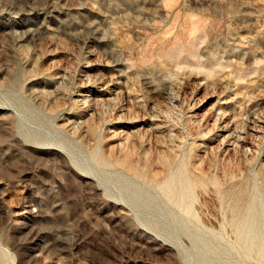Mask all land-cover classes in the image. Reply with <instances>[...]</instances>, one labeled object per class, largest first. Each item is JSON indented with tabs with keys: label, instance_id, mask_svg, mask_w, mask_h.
I'll return each instance as SVG.
<instances>
[{
	"label": "rangeland",
	"instance_id": "374dc122",
	"mask_svg": "<svg viewBox=\"0 0 264 264\" xmlns=\"http://www.w3.org/2000/svg\"><path fill=\"white\" fill-rule=\"evenodd\" d=\"M0 264H264V0H0Z\"/></svg>",
	"mask_w": 264,
	"mask_h": 264
},
{
	"label": "bare ground",
	"instance_id": "6f19581e",
	"mask_svg": "<svg viewBox=\"0 0 264 264\" xmlns=\"http://www.w3.org/2000/svg\"><path fill=\"white\" fill-rule=\"evenodd\" d=\"M222 114V113H221ZM219 115V114H218ZM217 116V115H216ZM224 118V116H223V114L221 115V116H219V120H222ZM218 120V119H217ZM224 128V127H223ZM222 128V129H223ZM223 131V130H222ZM232 136V135H231ZM196 180V179H195ZM200 185V184H199ZM203 185V184H202ZM193 188V187H192ZM175 196V195H174ZM181 197V196H180ZM182 197H183V195H182ZM180 204H182V203H180ZM183 207H186L185 205H183L181 208H183ZM187 211H185V213H186ZM191 212V211H190ZM238 218V217H237ZM239 219V218H238ZM229 225V224H228ZM238 225V224H237ZM240 226V225H239ZM236 227V226H235ZM233 229V228H232ZM241 229V228H240ZM239 229V230H240ZM237 236V235H236ZM237 238V237H236ZM240 240V239H239ZM242 243V242H241Z\"/></svg>",
	"mask_w": 264,
	"mask_h": 264
}]
</instances>
